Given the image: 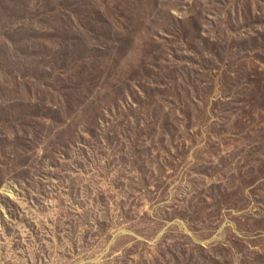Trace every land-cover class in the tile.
<instances>
[{"label":"rangeland","instance_id":"374dc122","mask_svg":"<svg viewBox=\"0 0 264 264\" xmlns=\"http://www.w3.org/2000/svg\"><path fill=\"white\" fill-rule=\"evenodd\" d=\"M0 264H264V0H0Z\"/></svg>","mask_w":264,"mask_h":264}]
</instances>
